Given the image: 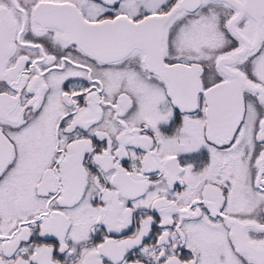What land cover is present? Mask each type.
I'll list each match as a JSON object with an SVG mask.
<instances>
[{
	"label": "snow or ice",
	"instance_id": "obj_1",
	"mask_svg": "<svg viewBox=\"0 0 264 264\" xmlns=\"http://www.w3.org/2000/svg\"><path fill=\"white\" fill-rule=\"evenodd\" d=\"M0 264H264V0H0Z\"/></svg>",
	"mask_w": 264,
	"mask_h": 264
}]
</instances>
